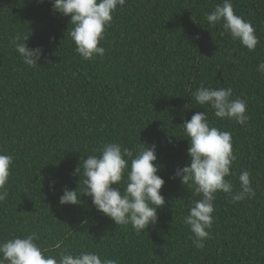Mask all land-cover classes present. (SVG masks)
Here are the masks:
<instances>
[{
	"label": "trees",
	"instance_id": "1",
	"mask_svg": "<svg viewBox=\"0 0 264 264\" xmlns=\"http://www.w3.org/2000/svg\"><path fill=\"white\" fill-rule=\"evenodd\" d=\"M222 2L126 0L100 42L105 55L86 61L51 0H0V153L14 156L0 240L36 232L46 254L86 250L118 264H264V0H232L256 30L255 51L205 20ZM16 36L43 48L39 67L23 64L9 43ZM202 84L231 87L250 119L241 126L198 105ZM203 111L231 133L236 160L226 179L239 191L249 171L256 195L234 204L218 192L211 238L198 249L183 217L200 197L172 177L189 161L183 123ZM108 142L157 146L165 204L146 231L116 225L86 195L78 206L59 203L65 186L79 187L74 169Z\"/></svg>",
	"mask_w": 264,
	"mask_h": 264
},
{
	"label": "clouds",
	"instance_id": "2",
	"mask_svg": "<svg viewBox=\"0 0 264 264\" xmlns=\"http://www.w3.org/2000/svg\"><path fill=\"white\" fill-rule=\"evenodd\" d=\"M51 2L54 13L69 18L72 25L69 35L80 57L86 61L96 56L103 57L105 48L100 46V42L111 26L113 13L118 7H124L126 0ZM205 20L212 27L220 25L224 34H230L233 41H239L248 51H255L259 43L256 30L250 21L235 13L232 0L217 4L213 11L206 14ZM27 40L28 36L23 38V42L21 37L16 36L9 43L15 45L23 64L30 68L39 67L44 50L40 46L29 48ZM257 71L264 74V62L258 64ZM193 97L198 105L209 106L214 116L221 120H232L243 126L250 119L246 101L233 99L231 87L211 88L202 84ZM183 126L189 141V161L183 167H177L172 178L193 188L195 195L200 197L192 200L188 214L183 217V224L190 230L195 247L202 249L211 238L216 194H227L235 204L254 198L256 193L251 173L247 170L238 177L239 191H235L232 182L226 179L233 175L231 168L236 160L230 132L212 126L204 111L192 115ZM156 149L155 144L137 146L135 150L119 142L103 144L99 155H88L74 169L73 175L80 176L79 187L70 189L65 186L59 203L78 206L82 204L80 197L86 195L91 198L92 206L116 225L130 224L137 233L146 231L158 222L157 210L165 204V197L161 194L165 180L158 174L161 165L157 163ZM13 163V155L0 153V202L9 195L7 186ZM50 187L54 190V183ZM38 240L36 232L0 240V264H118L114 259L102 258L98 253L86 250L75 253L64 250L57 255H49Z\"/></svg>",
	"mask_w": 264,
	"mask_h": 264
}]
</instances>
